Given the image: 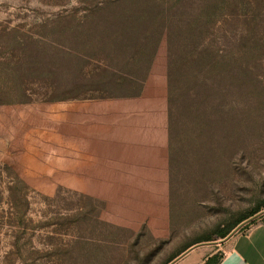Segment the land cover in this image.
Listing matches in <instances>:
<instances>
[{
    "label": "rangeland",
    "instance_id": "obj_1",
    "mask_svg": "<svg viewBox=\"0 0 264 264\" xmlns=\"http://www.w3.org/2000/svg\"><path fill=\"white\" fill-rule=\"evenodd\" d=\"M263 202L264 0H0V264L221 253Z\"/></svg>",
    "mask_w": 264,
    "mask_h": 264
},
{
    "label": "crops",
    "instance_id": "obj_2",
    "mask_svg": "<svg viewBox=\"0 0 264 264\" xmlns=\"http://www.w3.org/2000/svg\"><path fill=\"white\" fill-rule=\"evenodd\" d=\"M222 252L210 246L189 247L168 264H204L218 255V264H264V220H256L224 242Z\"/></svg>",
    "mask_w": 264,
    "mask_h": 264
},
{
    "label": "trees",
    "instance_id": "obj_3",
    "mask_svg": "<svg viewBox=\"0 0 264 264\" xmlns=\"http://www.w3.org/2000/svg\"><path fill=\"white\" fill-rule=\"evenodd\" d=\"M261 208H264V202L262 203V205L260 207H256L249 215V217L255 215L256 213H258L260 211ZM248 217H243V218H239L237 220H235L234 222L227 224L225 226H223L222 228H216L214 231V234L220 238H224L226 237L237 225H239L241 222H243L245 219H247ZM209 239H201L199 240V242L201 241H208ZM219 261V257L218 255H213L212 257L208 258L204 264H218Z\"/></svg>",
    "mask_w": 264,
    "mask_h": 264
},
{
    "label": "water",
    "instance_id": "obj_4",
    "mask_svg": "<svg viewBox=\"0 0 264 264\" xmlns=\"http://www.w3.org/2000/svg\"><path fill=\"white\" fill-rule=\"evenodd\" d=\"M234 233H235V232H233L231 235H229L228 238H230ZM228 238H227V239H228ZM227 239H226V240H227Z\"/></svg>",
    "mask_w": 264,
    "mask_h": 264
}]
</instances>
